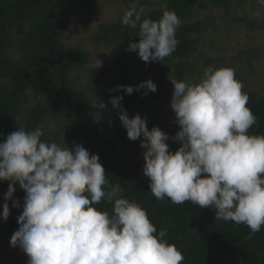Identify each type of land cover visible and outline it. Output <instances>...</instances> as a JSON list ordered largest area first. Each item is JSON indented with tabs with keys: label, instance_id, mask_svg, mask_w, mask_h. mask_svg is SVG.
Returning <instances> with one entry per match:
<instances>
[{
	"label": "clouds",
	"instance_id": "1",
	"mask_svg": "<svg viewBox=\"0 0 264 264\" xmlns=\"http://www.w3.org/2000/svg\"><path fill=\"white\" fill-rule=\"evenodd\" d=\"M162 7L161 17L152 20L145 18L139 0H130L121 19L122 26L137 30L138 42L130 40L127 51L145 63L161 62L180 43L181 20ZM94 66L102 68L103 61L94 57ZM170 82L169 107L179 126L172 137L180 143L175 152L165 132L155 126L148 130L138 114L128 117L122 97L108 102L119 110L127 138H143L142 173L149 193L158 201L212 209L217 220L246 226L251 238L264 227V135L249 134L257 117L246 106L242 82L234 69L213 65L198 81ZM140 89L144 95L157 90L151 80L116 87L129 95ZM93 107L102 111L107 105ZM42 136L40 127L19 128L0 143V181L9 182L0 219L7 221L18 184L25 196L10 246L27 256V264H183L182 252L167 240L168 230L158 231L147 210L124 197L119 183H110L98 155ZM101 202L111 205L110 211L95 207Z\"/></svg>",
	"mask_w": 264,
	"mask_h": 264
},
{
	"label": "trees",
	"instance_id": "2",
	"mask_svg": "<svg viewBox=\"0 0 264 264\" xmlns=\"http://www.w3.org/2000/svg\"><path fill=\"white\" fill-rule=\"evenodd\" d=\"M130 0H0V143L19 128L32 131L40 127L42 140L55 141L71 148L82 145L96 154L112 184L119 183L124 197L147 210L157 230L167 229V240L183 254V264H264V227L251 238L243 224L217 220L214 210L201 209L191 203L180 205L158 201L149 192L148 178L142 174L141 141H131L118 119V109L108 103L120 96V104L128 117L139 115L146 127L164 131L166 109H169L170 130L175 135L179 126L169 107L173 93L172 79L196 81L198 68L190 61L198 56L203 69L209 65L235 70L247 93V107L257 117L249 134L264 135V86L260 92L248 89L245 70L259 54L254 47L229 58L212 51L223 41L221 37L245 30H261L264 21L252 14L260 12L258 0H139L145 18L158 20L166 4L181 20L176 50L164 60L142 61L136 52L127 51L129 42H138L136 31L122 26L121 19ZM105 5H118L119 17L99 25L91 40L98 47L109 49V68L89 66L90 53L79 43L70 42L74 21L92 23ZM253 16V17H251ZM212 49L206 54L207 48ZM230 62V63H229ZM153 71L160 79L169 78V91L157 88L144 95V89L126 94L117 86L145 82L142 75ZM139 72V73H137ZM252 72V71H251ZM137 73V74H136ZM248 78V77H247ZM86 79V84L81 83ZM171 91V92H170ZM95 102L107 105L94 108ZM100 117H99V116ZM180 145L169 150L175 152ZM9 185L7 181H0ZM18 196H25L15 185ZM4 202L0 201V213ZM9 217L0 219V248L9 253L10 238L18 230L17 208L9 206ZM100 211L111 209L101 202Z\"/></svg>",
	"mask_w": 264,
	"mask_h": 264
},
{
	"label": "rangeland",
	"instance_id": "3",
	"mask_svg": "<svg viewBox=\"0 0 264 264\" xmlns=\"http://www.w3.org/2000/svg\"><path fill=\"white\" fill-rule=\"evenodd\" d=\"M260 12L257 13L255 10L251 11L253 16L260 22L264 21V5H261ZM251 16V17H253ZM119 17V6L118 5H105L97 16V18L88 24H84L80 21H74L73 26L70 29V42L71 43H79L83 46L87 52L90 53V64L89 66L95 68L94 66V57L96 59L103 61L102 68H109L110 60H109V49L100 47L98 48L91 40L92 33H94L99 25L104 23H109L115 21ZM246 28L242 25L236 34H232L230 37H221L223 41L219 44L218 48L215 51H212L209 47L205 50L206 54L209 56V52L212 51V56L215 57L217 54L223 58H229L236 55H240L243 53L248 47H254L259 54L256 56L255 60L251 63V70L247 66H239L238 63L235 64V68L244 69L245 72L242 75L247 82V88L254 90L256 92H260L261 88L264 86V27L259 30H245ZM209 51V52H208ZM230 63V62H229ZM190 64H196V68H198V75L196 76V81L202 76V62L198 56H195L191 59ZM252 71V72H251ZM139 73V72H137ZM136 73V74H137ZM248 77V78H247ZM144 81L151 80L156 88H164V91H169V78H159L153 71L145 72V75H142ZM195 82V81H193ZM81 83L86 84V79H81ZM171 92V91H170ZM172 96V93H171ZM171 98V97H170ZM169 109H166V112L163 113L166 117V121L164 123V131L170 137L166 143L169 146V149L173 145H180L179 142L172 139L175 135L170 130V120L171 115H169ZM142 141V137L138 138ZM144 149L142 150V157L144 153ZM144 160H142L143 168ZM143 174V173H142ZM9 185L0 183V201L4 202V194L7 192ZM24 196H18L16 193L13 194L11 200L8 201V205L13 207V203L17 202L21 206L15 207L19 210L20 215L22 214V205H23ZM27 256L18 248L12 247L9 253H5L3 249L0 248V264H27Z\"/></svg>",
	"mask_w": 264,
	"mask_h": 264
}]
</instances>
